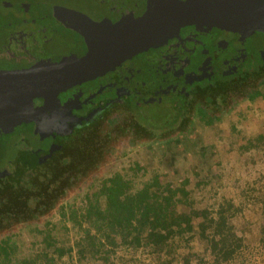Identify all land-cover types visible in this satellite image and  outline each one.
Segmentation results:
<instances>
[{"label":"trees","instance_id":"trees-1","mask_svg":"<svg viewBox=\"0 0 264 264\" xmlns=\"http://www.w3.org/2000/svg\"><path fill=\"white\" fill-rule=\"evenodd\" d=\"M220 89L194 110L189 99L176 97L178 104L169 105L161 118L146 121L141 117L142 108L130 103L112 104L115 97L103 93L97 114L75 124L61 139L62 149L47 169L18 189L6 188L0 222L6 223L10 214L35 217L34 211L53 206L62 187L81 177L83 157L97 159L99 142L92 139L85 147L83 139L85 134L91 133L92 137L94 128L115 107L129 114L125 125L133 137L124 142L127 147L148 141L142 137H149L152 146L141 148L143 151L136 148V156L118 161L119 166L112 163L106 174L94 177L93 193L87 188L79 199L61 203L56 216L24 223L0 236V264L246 262L253 244L264 246V166L257 172L258 177L248 182L249 191L241 187L244 205L237 200V193L226 190L231 183L228 177L223 179V160L217 161V152L212 155L216 157V167L211 168L206 161L200 164L195 154L180 155L181 149L176 152L170 146L176 138L192 142L187 135L194 115L208 126L220 124L238 97L246 101V106L227 119L232 134L240 129L244 119L254 120L257 111L264 118V66L246 67L240 79L229 81ZM249 113L251 118L247 117ZM80 133L83 138L74 140L73 136ZM222 139L218 136L216 147ZM227 141L237 150V156L242 155L245 164L264 163V134L260 131L243 136L242 140L233 137ZM113 150L111 146L107 151L112 155ZM183 158L199 165L200 171L193 172L190 164L186 168L175 165ZM168 163L171 166L164 171ZM217 186L221 188L216 189Z\"/></svg>","mask_w":264,"mask_h":264},{"label":"flooded vegetation","instance_id":"flooded-vegetation-1","mask_svg":"<svg viewBox=\"0 0 264 264\" xmlns=\"http://www.w3.org/2000/svg\"><path fill=\"white\" fill-rule=\"evenodd\" d=\"M168 1L0 0V70L81 56L87 51L86 37L93 36L91 23L130 21ZM256 64L264 66L262 33L242 37L217 27L189 24L113 70L61 91L56 96L58 105L45 112H38L43 99L33 98L36 114L32 119L10 131L0 129V208L6 188L18 189L47 169L62 149L61 139L75 124L97 114L103 93L115 97V105L142 108L168 101L174 106L176 97H211Z\"/></svg>","mask_w":264,"mask_h":264},{"label":"water","instance_id":"water-1","mask_svg":"<svg viewBox=\"0 0 264 264\" xmlns=\"http://www.w3.org/2000/svg\"><path fill=\"white\" fill-rule=\"evenodd\" d=\"M91 24L93 36L89 40L86 37L87 51L83 55L0 70V129L10 131L18 123L32 119L36 114L33 98L43 99L38 112H45L58 105L56 96L61 91L103 75L132 55L160 45L177 35L184 25L217 27L242 37L253 31L264 35V0H169L130 21Z\"/></svg>","mask_w":264,"mask_h":264},{"label":"rangeland","instance_id":"rangeland-1","mask_svg":"<svg viewBox=\"0 0 264 264\" xmlns=\"http://www.w3.org/2000/svg\"><path fill=\"white\" fill-rule=\"evenodd\" d=\"M11 3H13L16 0H7ZM191 101L190 108L191 110H194L197 108L199 104H201L204 98H200L198 96L191 97L189 99ZM169 103L166 101V103L163 104H150L145 105L142 107V119L148 120V119H154V118H161L163 114L168 110ZM246 106V101L242 99L241 97H238L236 99V105L234 107L228 108L227 115L222 118V122L220 124L208 126L206 124H203L196 115L192 117V123H191V130L190 133L187 135L191 138V141L184 140L183 142H180L178 138L175 139V142L170 144L172 149L176 152H179V150H182V153L180 155H193L195 154L198 158V162L202 164L203 162H207L208 165L211 166V168H215V164H217L214 160L213 156H216L218 160H223V179H226L227 177L230 181L231 185H225L226 190L231 192L237 193L240 199H237L239 202H243L245 205V201L241 200V197H243L241 192V187L246 189L248 186V182H253L255 177H258L257 172L261 167L264 166V163L261 161H255L253 163L245 164L243 161V157L237 156V150L234 149V147H230V145L227 143L229 139H232L233 137L238 138L239 140H242L243 136H248L252 134L253 132H259L264 134V118L259 115V111L256 112L255 115H253L254 120H247L244 119L242 124L240 125V129L237 130V132L233 131L230 132L228 124H226V121L228 118H231V116L240 109H243ZM264 106V101L262 103V107ZM119 107V106H118ZM258 107V106H256ZM129 114L124 112V110L115 107L110 113L106 114V116L101 120V122L97 125V127L94 128L90 134H85L86 138L83 139L85 142V147L88 146L90 141L92 142V139H95L98 141V147H99V154L96 160L92 159L90 156H84L82 165L84 168V172L82 173L81 177L72 179L68 183L62 187V194L57 199L55 204L51 206L50 208H47L45 210H39L34 211L35 217L31 216L30 214L25 213L24 215H21V217H17L14 214H10L8 218V221L6 223L0 222V236H2L4 233L9 231H14L20 226H22L24 223L28 222H34V221H41L46 216H52L57 215L58 207L61 203H66L67 200H72L73 198L79 199L82 195H84V192H86L87 188L92 193L95 190V184L94 183V177L95 176H102L106 174L108 171V167L112 163H116L117 166H119L118 161L125 160L129 161L130 158L135 157L138 150L136 148H143L147 147L150 148L152 146V143L148 142L150 139L149 137H142V138H148L147 142L141 143L139 145L135 144L132 147H127V143H124L128 141L130 138L133 137V134L128 131L126 128L125 122L128 119ZM248 118H251V113L247 115ZM224 122V123H223ZM122 123V124H121ZM121 124V125H120ZM110 127H114L110 132ZM108 132V133H106ZM76 133V132H75ZM74 133V134H75ZM73 134V135H74ZM230 134V135H227ZM184 135V134H183ZM218 136H221L222 141H218L217 147L214 143L217 142ZM74 140H79V138H83L81 136V133L78 135L73 136ZM123 143L120 144V142ZM119 145V146H118ZM155 144H153L154 146ZM111 146L114 147L113 153H108L107 150H110ZM156 146V145H155ZM161 146V145H160ZM158 147V146H156ZM103 149V152L100 150ZM156 150V148H154ZM140 151H143L141 149ZM124 153V155H122ZM213 155V156H212ZM188 158V157H187ZM189 164L192 166L193 172H199L200 166L190 163L189 160L186 158L179 159L177 162H175V165H179L182 168H186L189 166ZM171 164H167L164 171L169 168ZM249 169L247 172L245 169ZM215 169H213L214 171ZM228 171V172H227ZM222 172V171H221ZM171 180H174V177L169 174L168 175ZM211 176V174H210ZM194 179L197 178V176H193ZM234 178V179H233ZM88 184H91L90 187H87ZM221 188L220 186H217L216 189ZM249 189V187H248ZM246 189L247 191H249ZM243 204L241 203V207ZM245 208V206H243ZM37 212V213H36ZM24 219H27V221L22 222ZM26 234V232H24ZM40 245V241L37 242ZM251 253H248L247 255V261L243 264H264V246L258 245L257 243L253 244L252 247H250Z\"/></svg>","mask_w":264,"mask_h":264}]
</instances>
